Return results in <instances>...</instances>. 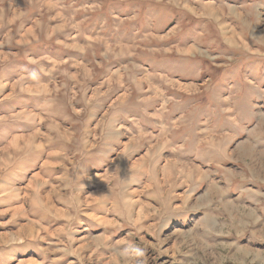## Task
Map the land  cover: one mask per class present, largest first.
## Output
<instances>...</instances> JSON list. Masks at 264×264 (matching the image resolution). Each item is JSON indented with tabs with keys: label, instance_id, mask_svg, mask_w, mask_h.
<instances>
[{
	"label": "rangeland",
	"instance_id": "obj_1",
	"mask_svg": "<svg viewBox=\"0 0 264 264\" xmlns=\"http://www.w3.org/2000/svg\"><path fill=\"white\" fill-rule=\"evenodd\" d=\"M0 264H264V0H0Z\"/></svg>",
	"mask_w": 264,
	"mask_h": 264
},
{
	"label": "bare ground",
	"instance_id": "obj_2",
	"mask_svg": "<svg viewBox=\"0 0 264 264\" xmlns=\"http://www.w3.org/2000/svg\"><path fill=\"white\" fill-rule=\"evenodd\" d=\"M205 8L208 9L209 7H207V5H206ZM210 8H212V9L211 10L208 9V10L211 12L212 15L222 16L221 11H220V14L218 13L216 6H210ZM230 28L233 29V27H230ZM242 148H243V146H241V148H239V150H242ZM167 166H169V165H167Z\"/></svg>",
	"mask_w": 264,
	"mask_h": 264
}]
</instances>
